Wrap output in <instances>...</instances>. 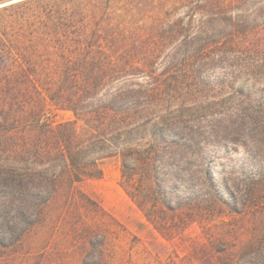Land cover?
<instances>
[{
    "label": "trees",
    "instance_id": "trees-1",
    "mask_svg": "<svg viewBox=\"0 0 264 264\" xmlns=\"http://www.w3.org/2000/svg\"><path fill=\"white\" fill-rule=\"evenodd\" d=\"M217 63L227 66L230 84L264 70V0L0 6V198L48 202L64 180L100 178L101 161L115 156L121 187L148 220L201 204L241 213L248 199L232 191L211 149L246 136V121L264 116V107L251 105L244 85L216 101L204 72ZM28 91L75 118L56 125L40 113L27 118ZM207 115L222 122L218 131L198 122ZM245 150L250 190L264 179V152ZM254 260L264 264V233Z\"/></svg>",
    "mask_w": 264,
    "mask_h": 264
},
{
    "label": "rangeland",
    "instance_id": "rangeland-1",
    "mask_svg": "<svg viewBox=\"0 0 264 264\" xmlns=\"http://www.w3.org/2000/svg\"><path fill=\"white\" fill-rule=\"evenodd\" d=\"M15 1L0 0V6ZM226 67L217 63L204 72L219 93L216 101L244 85L255 96L251 105L264 107V70L230 84ZM22 95L29 102L24 108L29 119L40 113L56 125L75 118L48 98L38 100L32 91ZM213 113L219 116L218 110ZM209 115L198 122L218 131L222 122ZM263 121V115L251 117L243 126L246 136L211 149L231 178L232 191L240 200L248 199L241 213L227 205L201 204L191 212L148 220L121 187L120 161L111 156L101 161L100 178L74 184L64 180L48 202L16 199L10 204L0 198V264H259L254 255L264 233V179L250 190L244 181L252 171L245 147L256 156L264 152L253 141L264 140V134H258ZM216 166L221 167L218 161ZM5 187L0 184L1 197Z\"/></svg>",
    "mask_w": 264,
    "mask_h": 264
}]
</instances>
